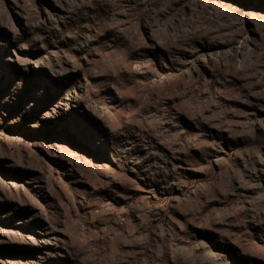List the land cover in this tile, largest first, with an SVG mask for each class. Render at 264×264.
I'll use <instances>...</instances> for the list:
<instances>
[{"label": "rangeland", "instance_id": "374dc122", "mask_svg": "<svg viewBox=\"0 0 264 264\" xmlns=\"http://www.w3.org/2000/svg\"><path fill=\"white\" fill-rule=\"evenodd\" d=\"M0 264H264V0H0Z\"/></svg>", "mask_w": 264, "mask_h": 264}]
</instances>
